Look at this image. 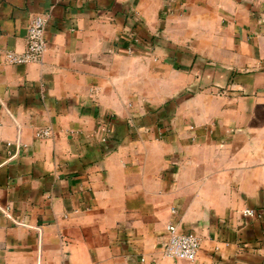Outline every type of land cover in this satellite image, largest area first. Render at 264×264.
Returning a JSON list of instances; mask_svg holds the SVG:
<instances>
[{"label": "crops", "instance_id": "0c3cea01", "mask_svg": "<svg viewBox=\"0 0 264 264\" xmlns=\"http://www.w3.org/2000/svg\"><path fill=\"white\" fill-rule=\"evenodd\" d=\"M0 264H264V0H0Z\"/></svg>", "mask_w": 264, "mask_h": 264}, {"label": "built area", "instance_id": "2783aa9c", "mask_svg": "<svg viewBox=\"0 0 264 264\" xmlns=\"http://www.w3.org/2000/svg\"><path fill=\"white\" fill-rule=\"evenodd\" d=\"M50 19V13H43L33 18L27 26L26 48L23 52L8 51L5 53V60L9 64H28L40 62L47 48L44 37L46 25ZM50 129H40L36 137L48 136ZM258 211L255 208L247 207L242 210L246 218L254 217ZM168 238L163 247L164 255L175 259L194 260L200 248V238L193 232L179 231L175 224L166 226Z\"/></svg>", "mask_w": 264, "mask_h": 264}]
</instances>
